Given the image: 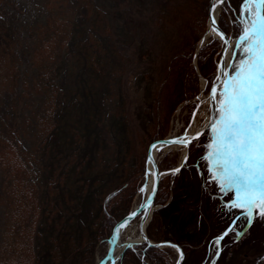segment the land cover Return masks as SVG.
Masks as SVG:
<instances>
[{
	"label": "rangeland",
	"instance_id": "1",
	"mask_svg": "<svg viewBox=\"0 0 264 264\" xmlns=\"http://www.w3.org/2000/svg\"><path fill=\"white\" fill-rule=\"evenodd\" d=\"M95 2L99 3V7ZM203 2L204 0H0V264H35L39 251L50 257V262L49 259H44L40 264H60L54 259V252L59 249H54L53 246H59V240L64 236L71 238L74 243L88 236L90 232L87 229L95 227L98 222L100 208L114 190L113 184L125 173V167L142 157L152 140L145 148L141 138L145 139L147 132H154L157 126L164 129L162 135H170L174 131L180 133L188 126L193 113L201 120L200 113L208 103L206 95L209 85L207 77L199 75V66L192 63L193 51L201 35L195 41L190 61L197 74L199 73L196 83L198 88L195 91L189 90L179 96L175 94L180 76L172 57L177 40L185 32L183 29L190 32L202 21L201 31L204 32L208 21V0L205 7ZM249 7L251 16L247 19L250 22L255 19L256 11L253 5ZM95 8L100 14L101 33H105L102 35V46H105L103 59L99 56V61L104 60V70L96 73L91 67L83 68V61L73 54L76 41L80 40L87 47L92 42L89 18ZM237 8L231 12L229 0H224L220 6L219 18L223 20L231 38L242 34L245 26L242 20L244 0H240ZM204 13L206 16L202 19ZM78 28L79 35L73 36ZM70 35L73 37H69ZM210 38L211 36H207V42L201 48L205 46L207 52H211V63L216 66L222 44L219 38ZM243 46L237 47L233 61L238 62ZM88 60L92 62L90 58ZM50 64L59 66L66 91L63 96L60 93L52 96L49 88L47 90L40 84L38 76L50 71ZM202 77L206 78L207 85L201 92L199 84ZM82 89L86 90L85 96L82 95ZM88 94L94 100L91 101L92 111H100L103 118L94 129L102 135L92 134L93 138L102 143L91 160L92 172L100 179L83 184L81 197L76 201L72 198L76 192L75 187L59 192V188L52 182H63L60 173L80 153L77 151L76 154L75 145L71 151L67 147L64 149L66 145L58 133L66 130L75 142L83 138L80 131L85 123V116L80 114V110L82 111V99L87 101ZM59 105L62 106V112H59ZM119 121L124 126L123 129L119 128ZM92 125L87 127L91 129ZM57 126H62L61 130ZM121 131L126 138H122L123 144L117 147L115 141L122 136ZM208 133L210 138L200 136L195 144H190L187 159H184L178 170L185 179L194 173L188 159L190 152L195 154L203 150L204 141L213 144L212 131ZM209 144L206 146L209 147ZM212 149L215 151V147ZM181 153L178 147L164 150L158 159L159 168L177 165ZM146 154L147 152L145 157ZM79 159L81 161L75 164L77 169L80 165L85 166L84 159ZM167 160L169 164L166 163ZM130 177L131 179L121 184L126 186L122 190L126 193L117 194V200L125 197L122 205L127 204L129 199L128 210L143 199L144 192L141 189L145 182L143 173L139 170H135ZM197 177V174L192 177L191 182L202 187V183L197 184ZM220 178L223 179V176L220 175ZM174 179L172 174H166L159 180L155 193L156 204H163V200L156 201L158 191L171 192ZM262 186L264 183L259 185L260 188ZM215 188L214 186L215 193L211 202L216 205L213 213L220 216L223 213L218 210L221 204L217 201ZM127 194L130 195L129 198ZM234 195L235 190L226 192L224 198L231 196L232 199ZM79 201L81 206L74 207ZM258 202L256 200L254 204ZM42 205L46 207L45 210H42ZM46 210L50 212L49 215ZM230 212L226 213L227 218ZM52 216L55 226L53 233H50L46 230V225ZM255 216L257 223L252 222L247 227L246 238L238 246L232 247L231 253L228 250V256L219 258L218 264H264V217ZM248 217L247 212L241 213L225 236L226 246L231 244L232 237L237 236L236 233L247 223ZM135 219L130 222L129 227ZM75 222L81 230L76 229V233H70V224L76 225ZM110 223L106 218L104 228ZM113 223L114 221L111 225ZM129 231L130 228H126L121 239ZM110 233L96 239L92 256L88 262L82 260L81 264H96L103 257ZM168 251L173 253L170 247ZM202 251L203 248H200L194 253L199 256Z\"/></svg>",
	"mask_w": 264,
	"mask_h": 264
},
{
	"label": "trees",
	"instance_id": "2",
	"mask_svg": "<svg viewBox=\"0 0 264 264\" xmlns=\"http://www.w3.org/2000/svg\"><path fill=\"white\" fill-rule=\"evenodd\" d=\"M231 4V12L233 10H237V6L239 5L240 0H229ZM99 7V3L95 2ZM206 0H204L203 5L205 7ZM264 7V3H263ZM161 15L164 16V14L161 12ZM234 15V14H233ZM173 16V15H172ZM175 16V15H174ZM205 13L201 17L204 19ZM220 17V16H219ZM221 19V18H220ZM98 20V22H96ZM203 23L201 21L200 24H198V27L196 29L190 30V32L186 31V28L183 29V33L181 39L177 40L176 47L173 50V59L175 62L173 63L175 66V69L178 71V75L180 76L177 80V86L178 89L175 92L177 96L182 95V93H187L190 91H195V89L198 88L197 79L198 74L195 71L192 64H190L191 61V55L192 50L195 45L196 39L201 35L202 33V26ZM89 24L91 25L90 29V35L91 38V44L87 47L85 44H82L80 40L75 42L76 48H73V54L75 53V57L81 59L83 61V68L85 67H91L93 68L94 73L98 70H104V60L99 61V56L103 59V48L102 46V34L101 33V25H100V14L99 10L95 8L93 10L91 18H89ZM194 28L196 27L193 26ZM4 28V27H3ZM4 31V30H3ZM1 31V33L3 32ZM8 32V31H7ZM79 28L77 29V33L73 36L79 35ZM5 34V33H4ZM7 34V33H6ZM70 35L69 37H73ZM106 41V40H105ZM81 44V46H80ZM109 46H107L108 48ZM208 50L205 49V46H203L199 50V54L197 55V63L199 66V73L204 74L208 82L207 84L210 85L214 73V66L215 63H211V52L210 54L207 52ZM208 53V54H207ZM72 53L69 51V55ZM88 58L92 60L89 61ZM50 71H46L45 73H41V75L38 76V79L40 81L41 86H43L45 89L49 88L50 94L58 95L59 93L62 94V96L65 94V85L64 80L61 77V71L59 70V66L55 64H50L49 67ZM208 72H211V74H208ZM51 73V74H49ZM80 74H83L80 73ZM48 90V89H47ZM88 92L91 94V90L88 89ZM185 93V94H186ZM89 95L88 100L82 99V111L80 110V114H84V124L83 129L80 131V133H83L82 139H77L76 142L72 138V135L67 134L66 130L63 132L58 133V136L63 137V141L65 143V148L67 147V150L71 151L73 146H76V154L77 151L80 153L77 155L76 159L72 162V164H68L69 167L62 171L60 175L63 177V182L61 184L55 182H51L56 186V188H59L62 191V189H69L70 187H75V194H73L72 198L74 200L78 201L81 197V190L84 188L85 183L88 181L93 182L95 180L100 179L99 176L96 173L92 172V164L91 160L93 156L95 155V151L99 148L102 143L99 141V139L93 138L92 134L94 136H97L99 133L102 135L100 131L97 130L94 131L95 127L97 125H100L101 123L100 119H103L101 117L100 111L96 110L97 112L92 111V103L91 101V95ZM82 95H86V90L82 89ZM65 97V96H64ZM178 98V97H177ZM94 101V100H93ZM92 101V102H93ZM60 109L59 112H62V106L59 105L58 107ZM60 115V113H59ZM78 119V117H77ZM93 124L91 129L87 127L88 125ZM119 125L121 129L124 128L122 123L119 121ZM59 129L62 126H57ZM61 130V129H60ZM155 131H149L146 134V138H141V143L146 145L150 142V140L156 136L162 135L164 129L160 126H157ZM86 136H85V135ZM122 135V131H121ZM125 140L126 136L125 133L122 136H119L115 143L117 144V147H119L122 142ZM102 137L100 138V140ZM99 142V143H98ZM125 142V141H124ZM119 144V145H118ZM120 150V149H118ZM203 151L196 152L195 154H192V151L190 152L188 159L191 161L190 168L194 172L190 178L185 179L182 177V172L180 171L175 175V179L173 180L172 188H171V197L170 199L165 203L162 204L160 207L156 208L155 211L152 214V218L147 224V234L149 237H151L153 240H161V239H170L176 243H179L181 247H183L184 250V259L180 264H218V259L223 256H228L226 253L228 250L231 253L232 247L238 246L242 242L244 238L247 236V231L243 232V235L240 238L234 239L231 244H228L226 246V242L224 240L221 241L220 249L217 250V248H214L211 250L208 257L205 256L206 250H207V244L210 242V240L216 236L220 230L224 227L226 224L225 222L227 220L222 219L223 215H218L216 213H213L214 206L216 208V205L211 202L214 197V192L212 190L214 183L210 180L211 174L207 170V164L205 160L202 158ZM137 153V152H135ZM145 150L142 155V157L138 158L131 166L125 167V173L121 175L120 179L117 183L113 184V191L108 195V197L104 200V203H102L103 207L100 208V212L98 214L99 220L96 223L95 227L91 229H87V232H90L88 236L83 237V239L78 240L79 242L74 243L71 241V238L69 237H63L59 240V246L54 245V249H59V251H55L54 259L58 261L60 264H81L82 260L84 262H88L90 257L92 256V248L93 244L95 243L96 239L98 237H101L103 235H107L112 230L111 224L112 222L120 219L123 214H125L128 211V203L125 205H122V202L124 201L125 197L122 199L117 200V194L119 192H122L126 186L123 184L124 181L131 179L130 176L133 175V172L136 170H139L140 173H142L144 166H145ZM76 156V155H75ZM192 156V159H190ZM118 156H115L117 158ZM203 159H201V158ZM79 158H83L85 161V166L80 167L77 169L75 164L80 162L81 160ZM196 161L198 163H196ZM169 161L167 160V164ZM115 169V166H114ZM93 173V174H92ZM198 175L197 181L198 183H202V187L200 185H194L193 182H191V178L195 177V175ZM82 179L84 181L80 182L79 180ZM62 181V180H61ZM75 184V185H74ZM51 186V184H49ZM62 185V188L60 187ZM74 185V186H73ZM199 186V187H198ZM52 188V186H51ZM68 191V190H67ZM128 192V191H127ZM48 193V189H47ZM125 194L126 192H122ZM128 198L130 197L129 194H127ZM169 196V192L165 190L164 192L159 190L158 195L156 197V201L163 200L162 203L165 202L167 197ZM117 200V201H115ZM217 201L220 202L222 205V208L224 207V202L217 197ZM81 206V201L76 202L74 207ZM221 208V210H222ZM46 207L42 205V210H45ZM48 210V207H47ZM46 210V211H47ZM220 212L222 213V211ZM49 211H47V214ZM224 214V213H223ZM226 215V213L224 214ZM219 216V218H218ZM105 217V218H104ZM53 216L47 220L48 224L46 225V230L50 233H53L54 230V221L52 220ZM106 218L110 220V224L106 225V229L104 228L103 224L106 222ZM215 218V219H214ZM105 221V222H104ZM104 222V223H103ZM76 223V222H75ZM75 225V224H74ZM73 224H70V233H76L77 230L80 231L78 223L74 226ZM77 229V230H76ZM189 246H193V248H189ZM144 245H141V248H143ZM203 248V251L198 256L195 254V250ZM166 249V248H165ZM163 249L158 246H146L144 253L142 255V249L138 248H125L124 252L118 259V262L116 264H169L171 263L170 253L168 249ZM191 249L193 250L191 252ZM46 252L45 250H41ZM217 252H219V255H217ZM37 261L35 264H40L39 262L44 261V259H49V254H43L40 251L37 255ZM206 257V259H205Z\"/></svg>",
	"mask_w": 264,
	"mask_h": 264
},
{
	"label": "snow or ice",
	"instance_id": "3",
	"mask_svg": "<svg viewBox=\"0 0 264 264\" xmlns=\"http://www.w3.org/2000/svg\"><path fill=\"white\" fill-rule=\"evenodd\" d=\"M223 2L224 0H219V3ZM256 2L257 0H244L242 20L245 26L237 39L236 47L244 45L242 52L245 59L239 65L228 64L227 67L233 70L232 73L226 71L221 73V76L226 78L223 87L220 88L221 99L218 109L220 114L218 118L213 117L209 121L213 144L209 146L210 151L204 159L207 161L213 156L216 157L214 164L219 171L213 179L223 176L219 181V190L222 193L235 190L234 197L230 202L225 203L226 208L255 207L256 212L253 215L264 217V192L260 193L259 202L255 204L252 195L254 189L264 183V16L257 14L250 22L247 19L251 16L249 6ZM212 24L213 29L216 30L214 17ZM221 38L227 40L222 33ZM226 53L227 46H225ZM223 67L221 64L222 69ZM257 77L260 79L259 89L255 87ZM217 91V87L212 88L210 99L213 103L216 102ZM199 135L198 133L196 137H192V140ZM162 143L188 146L191 140L177 137ZM213 147L215 151L211 150ZM143 190L142 188L141 191ZM241 192L244 193L243 196ZM248 221L251 225L253 216H249ZM236 235L239 237L243 233L237 232ZM223 238V236L219 237L214 243L218 245Z\"/></svg>",
	"mask_w": 264,
	"mask_h": 264
},
{
	"label": "water",
	"instance_id": "4",
	"mask_svg": "<svg viewBox=\"0 0 264 264\" xmlns=\"http://www.w3.org/2000/svg\"><path fill=\"white\" fill-rule=\"evenodd\" d=\"M214 1L215 0H208V3L206 5V9H207V24L205 27L204 32L201 34V36L199 37V39L197 40V44L195 46V49L193 51L194 53V57L192 60V63H194L195 66L196 63V58H197V52L198 50L201 48V45L205 42H207L206 38L207 36H211L212 37H217L219 39H221V54L219 59L216 61V66L214 68V76L213 79L210 83V87L208 89L207 92V96H208V100L210 101V106H211V110L209 112V115L207 116V119L204 121V123L201 124V126L194 130V132L189 133L187 136H184L185 139L195 141L192 140V137H196L197 134L199 133L200 135L197 137L199 138L206 130L210 129L209 127V121L211 118L216 117L215 115L217 114V111L219 109V95H218V91H217V96H216V102L213 103L212 100L210 99L211 93H212V88L213 87H217L218 88V83L221 80V73L222 71H229V68L227 67L229 63H232V59L234 57L233 53H236V44L234 46V48L232 49V54L231 56L227 59V61H225V46L228 47L229 45V33L226 30V27L224 25V22L222 19L219 18V15L214 12L215 10L213 9V5H214ZM254 7L256 9V13L259 14L260 16H264V11H263V0H257L256 3H254ZM212 17L215 18L216 20V30L213 29V24H212ZM217 25L220 27V29H218ZM213 31L215 32L217 35H215L213 32H209V31ZM221 33L223 34V36L227 37V40L225 41L224 39L221 38ZM241 35V34H240ZM236 36V43H237V39L239 38V36ZM210 38V39H211ZM203 41V43H202ZM221 64H223V69L221 68ZM203 76V75H201ZM202 84H201V92L205 89L206 87V78L202 77ZM177 137H182L181 135H162L159 137H154L152 138L151 142L148 144L147 149H146V157H145V168L143 170V176L144 178H146L148 176V172L151 171L152 173V178L149 182V186L147 187L146 191L144 192V196H143V200L141 201V203H139V205H137V207H134L132 210H129L125 215H123V217L119 220H117L116 222H114V224L112 225V231L109 235L108 239V243H107V247H106V252L103 255V257L101 259L98 260V262L96 264H115V262L117 261V258L122 254V252L124 251L125 247L128 246H134L136 245H140V244H145V246L151 245V246H159V247H164V246H170L173 247L175 250V260L173 261L172 264H179L181 262V260L183 259V249L182 247L179 245V243L177 244L176 242L170 240V239H163V240H153L151 237L148 236L147 234V223L150 221L151 219V214L152 212L155 210V208L159 207L158 204H156L154 202L155 200V196H156V191L158 189V185H159V180L162 178V176L164 175V173L166 172H171L172 177L175 175V173H177V170H179V168L182 166V164L184 163V159L187 156L188 153V146H184V153L182 154V157L179 159V163L177 165L171 166V167H164V168H159L158 165V159H159V152L158 151L161 147H163L164 145H172V144H165L162 143L164 141H170L174 138ZM196 138V139H197ZM153 145H155V147H153ZM158 146V147H157ZM166 150L163 149L161 150L162 152ZM151 156V159H149V157ZM155 189V190H154ZM137 215V220H136V227L138 229V238L135 239V241H131L128 238H124L123 241L120 242V235L123 229H120L119 226L121 224H127L128 222L131 221L132 218H134V216ZM231 225H229L225 230H228V228ZM116 245H120L119 251L117 253H115L114 248Z\"/></svg>",
	"mask_w": 264,
	"mask_h": 264
},
{
	"label": "bare ground",
	"instance_id": "5",
	"mask_svg": "<svg viewBox=\"0 0 264 264\" xmlns=\"http://www.w3.org/2000/svg\"><path fill=\"white\" fill-rule=\"evenodd\" d=\"M263 3H264V0H263ZM213 6H215V8L213 7V9L215 10L214 12H216L218 15H219V13H220V6H221V3H219V0H215L214 1V5ZM256 16H257V13H256V15H255V18H256ZM217 27H218V29H220V27L217 25ZM210 33L211 32H213L212 30L211 31H209ZM215 35H217L215 32H213ZM210 36V35H209ZM220 41H221V39H219ZM228 40H230L229 41V45H228V47H227V53L225 54V61H227V59H228V55H229V52H231V54H232V49L234 48V46H235V44H236V37H229V39ZM222 42V41H221ZM196 61H197V58H196ZM195 61V63L197 64V62ZM194 65V64H193ZM197 67H198V65H197ZM199 74V73H198ZM226 77H222L221 76V80H220V82L218 83L219 85H218V89H220V88H222L223 87V82H224V79H225ZM203 80V79H202ZM203 82L201 81V83L199 84V85H201ZM209 89V88H208ZM199 93V92H198ZM199 97V96H198ZM207 97V100H208V96H206ZM204 102H205V100H204ZM210 101H208V103H207V105H206V107L204 108V111L203 112H201L200 113V116L199 117H201V120H198L197 119V117H195V116H193V118H192V120L188 123V126H185V129L182 131V132H180V133H176L175 131L173 132L174 134L173 135H181L182 137H184V136H187L189 133H191V132H194V130H196V129H198L200 126H201V124L202 123H204V121L207 119V116L209 115V112H210V110H211V106H210ZM193 109V108H192ZM199 109V108H198ZM201 111H202V109H201ZM178 127V126H177ZM158 147V146H157ZM173 147H178V149H180L181 150V152H182V154L184 153V145H182V144H172V145H164L163 147H161L158 151H160L161 152V150H163V149H167V148H170V149H172ZM159 152V153H160ZM162 154H163V152H162ZM182 154H181V157H182ZM163 157V156H162ZM181 157H179V158H181ZM149 174H148V176L146 177V178H144V183H143V192H145L146 191V189H147V187L149 186V182H150V180H151V178H152V173H151V171H149L148 172ZM160 184V183H159ZM142 186V185H141ZM140 196H141V193H140ZM135 201H136V199H134ZM138 202V201H137ZM134 203L133 204V207L134 206H136L137 207V205H139V203ZM141 203V202H140ZM154 212V211H153ZM153 212H152V214H153ZM152 214H151V216H152ZM136 220L137 219H135V221H134V223L132 224V226L131 227H129L128 225L130 224L129 222L127 223V224H121V225H124L123 227H121V225L119 226V228L120 229H126V228H130V231L126 234V236H124L125 238H128L129 240H131V241H135V239H137L138 238V229H137V227H136ZM149 223V222H148ZM147 223V224H148ZM147 226V225H146ZM149 226V225H148ZM147 226V227H148ZM136 232H135V231ZM128 231V230H127ZM123 236V235H122ZM120 242H121V240H120ZM108 243V242H107ZM119 248H120V245H116L115 246V248H114V252L115 253H117L118 251H119Z\"/></svg>",
	"mask_w": 264,
	"mask_h": 264
}]
</instances>
